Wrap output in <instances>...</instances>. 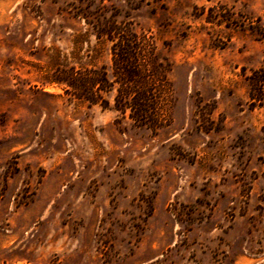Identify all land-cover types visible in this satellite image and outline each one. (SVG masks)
<instances>
[{
	"label": "rangeland",
	"instance_id": "1",
	"mask_svg": "<svg viewBox=\"0 0 264 264\" xmlns=\"http://www.w3.org/2000/svg\"><path fill=\"white\" fill-rule=\"evenodd\" d=\"M112 26L164 77L156 129L66 84L112 102ZM263 59L264 0H0V264H264Z\"/></svg>",
	"mask_w": 264,
	"mask_h": 264
},
{
	"label": "trees",
	"instance_id": "2",
	"mask_svg": "<svg viewBox=\"0 0 264 264\" xmlns=\"http://www.w3.org/2000/svg\"><path fill=\"white\" fill-rule=\"evenodd\" d=\"M113 26L102 31L112 41V78L108 79L103 72L98 81L100 89L105 93L116 86L112 102L100 95L98 100L90 95L89 79L82 71L76 72L73 81L66 84L74 90L73 95L76 98L111 108L122 116L127 115L135 123L156 129L166 121L168 94L162 88L164 77L162 78L156 67L154 56L145 39L140 41L136 35L121 33ZM245 80L248 85L249 107L264 106V59L260 66L245 75Z\"/></svg>",
	"mask_w": 264,
	"mask_h": 264
}]
</instances>
